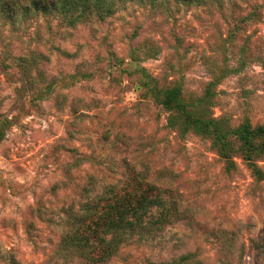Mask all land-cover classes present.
<instances>
[{
    "label": "rangeland",
    "instance_id": "rangeland-1",
    "mask_svg": "<svg viewBox=\"0 0 264 264\" xmlns=\"http://www.w3.org/2000/svg\"><path fill=\"white\" fill-rule=\"evenodd\" d=\"M110 4L76 26L0 16V264H79L60 246L68 213L132 180L182 219L104 264H264V180L233 137L228 172L192 122L264 125V0ZM176 88L191 120L161 104Z\"/></svg>",
    "mask_w": 264,
    "mask_h": 264
},
{
    "label": "trees",
    "instance_id": "trees-1",
    "mask_svg": "<svg viewBox=\"0 0 264 264\" xmlns=\"http://www.w3.org/2000/svg\"><path fill=\"white\" fill-rule=\"evenodd\" d=\"M111 0H0V16L14 20L19 16L50 15L56 13L69 26H76L94 11L105 18L112 14ZM195 3L205 0H178ZM258 7V5H257ZM258 14L257 8L250 13ZM264 67V66H263ZM218 81L208 84L199 104L212 101L216 96ZM179 89L165 93L161 104L191 120V108L181 100ZM193 107V105H192ZM221 119H194L193 124L212 138L214 145L225 160L226 170L235 168L230 150L233 137L241 144L244 160L257 180H264V170L257 159L264 155V125L252 127L250 122L224 133ZM182 212L171 202L166 192L143 181H128L123 187H110L99 197L86 201L76 212H69L66 224L69 228L61 239L60 246L67 257L77 258L79 264H104L126 242L137 236L139 239H154L165 228L182 219ZM147 240V239H146Z\"/></svg>",
    "mask_w": 264,
    "mask_h": 264
}]
</instances>
